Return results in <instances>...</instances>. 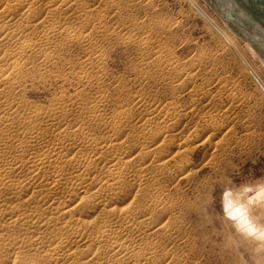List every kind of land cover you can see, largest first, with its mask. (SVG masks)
Listing matches in <instances>:
<instances>
[{
	"label": "bare ground",
	"instance_id": "obj_1",
	"mask_svg": "<svg viewBox=\"0 0 264 264\" xmlns=\"http://www.w3.org/2000/svg\"><path fill=\"white\" fill-rule=\"evenodd\" d=\"M89 9L81 0H0V264H151L152 211L136 200L161 187L170 162L190 175L188 110L138 95L143 119L124 108L110 118L103 93L63 94L44 108L22 95L29 68L56 75L53 49L64 36L84 48L82 70L99 56L90 34L101 23ZM224 205L229 217L250 216L239 197L228 194Z\"/></svg>",
	"mask_w": 264,
	"mask_h": 264
},
{
	"label": "rangeland",
	"instance_id": "obj_2",
	"mask_svg": "<svg viewBox=\"0 0 264 264\" xmlns=\"http://www.w3.org/2000/svg\"><path fill=\"white\" fill-rule=\"evenodd\" d=\"M81 3L101 23L90 34L99 56L82 70L84 48L64 36L53 49L56 75L42 77L37 67L29 68L22 95L44 108L63 94L103 93L110 118L124 108L143 119L138 95L171 113L188 110L183 136L193 147L190 175L182 179L170 162L161 187L136 200L152 211L146 221L155 243L151 264H264V246L237 231L224 205L228 194L239 197L264 224V199L257 195L264 186L263 63L238 37L227 38L226 25L204 0ZM205 101L210 104L202 109ZM225 190L230 191L222 200Z\"/></svg>",
	"mask_w": 264,
	"mask_h": 264
},
{
	"label": "water",
	"instance_id": "obj_3",
	"mask_svg": "<svg viewBox=\"0 0 264 264\" xmlns=\"http://www.w3.org/2000/svg\"><path fill=\"white\" fill-rule=\"evenodd\" d=\"M204 1L264 61V0ZM248 23L253 27L251 31L247 27Z\"/></svg>",
	"mask_w": 264,
	"mask_h": 264
},
{
	"label": "clouds",
	"instance_id": "obj_4",
	"mask_svg": "<svg viewBox=\"0 0 264 264\" xmlns=\"http://www.w3.org/2000/svg\"><path fill=\"white\" fill-rule=\"evenodd\" d=\"M241 187L247 191H251V188H248L247 186L242 185ZM229 191L230 190H225L222 194V200L223 196L227 195ZM262 194H264V186H261L257 193L258 197L264 199V195ZM229 219L237 221V231L241 232L245 237L257 242L259 246H264V224L259 223L255 217L246 215V218L243 220H237L236 217H229Z\"/></svg>",
	"mask_w": 264,
	"mask_h": 264
}]
</instances>
